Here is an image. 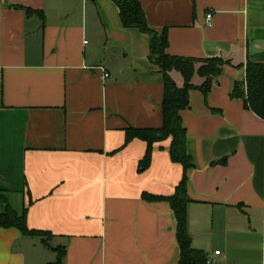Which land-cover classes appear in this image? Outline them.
Instances as JSON below:
<instances>
[{
    "label": "crops",
    "instance_id": "obj_1",
    "mask_svg": "<svg viewBox=\"0 0 264 264\" xmlns=\"http://www.w3.org/2000/svg\"><path fill=\"white\" fill-rule=\"evenodd\" d=\"M137 1L170 55L230 61L206 94L196 63L181 111L194 163L188 232L217 264H264V118L232 96L247 62L264 64V0ZM149 52L150 36L124 27L114 0H0V189L50 234L0 227V264H57L58 247L62 264H178L173 211L144 195L172 196L184 168L170 139L144 170L147 142H127L128 128L163 125Z\"/></svg>",
    "mask_w": 264,
    "mask_h": 264
},
{
    "label": "trees",
    "instance_id": "obj_2",
    "mask_svg": "<svg viewBox=\"0 0 264 264\" xmlns=\"http://www.w3.org/2000/svg\"><path fill=\"white\" fill-rule=\"evenodd\" d=\"M120 9L122 24L126 28H136L140 32L150 36L149 60L156 64L163 77L164 98H163V125L160 128H128L127 142L133 138H140L147 142V151L140 162L139 169L144 170L151 161L154 143L170 139L169 152L174 162L180 163L184 168V176L176 187L172 196H155L145 194L144 198L149 201H166L169 203L176 220V237L180 248V259L178 264H206L207 256L204 251L192 246V238L188 232L187 216V171L193 167L192 156L187 148V129L183 124L181 111L190 106V90L194 88L192 77L196 70V63L202 62L198 73L205 77L200 89L206 94L218 77L223 68L230 61L219 57H211L203 60L196 58H183L170 55L167 52L169 40L167 32H157L152 29L146 20L144 9L137 0H114ZM29 13L35 12L27 8ZM179 71L184 77L183 86H178L172 79L170 72ZM232 96L242 98L245 105L257 115L264 118V64L248 61L246 65L245 81L235 83ZM0 203L6 205V210L0 215V227H17L24 234L31 236L50 235L45 231L31 229L27 225V207L22 213H17L8 203L3 190L0 189ZM44 245H48L43 240ZM58 251L57 264H62L65 255V248H55Z\"/></svg>",
    "mask_w": 264,
    "mask_h": 264
},
{
    "label": "built area",
    "instance_id": "obj_3",
    "mask_svg": "<svg viewBox=\"0 0 264 264\" xmlns=\"http://www.w3.org/2000/svg\"><path fill=\"white\" fill-rule=\"evenodd\" d=\"M207 17H208V21H210V19L212 17V14L209 13ZM109 76H110L109 72L104 71V74H103L102 78L103 79H107ZM220 254H221V252L219 250L215 251V255H220ZM215 263H216V259L215 258H208L207 262H206V264H215Z\"/></svg>",
    "mask_w": 264,
    "mask_h": 264
},
{
    "label": "rangeland",
    "instance_id": "obj_4",
    "mask_svg": "<svg viewBox=\"0 0 264 264\" xmlns=\"http://www.w3.org/2000/svg\"><path fill=\"white\" fill-rule=\"evenodd\" d=\"M217 249H219L220 252H224V247L222 245L218 246ZM216 261H217V259H216ZM215 264H217V262ZM227 264H229V263H227Z\"/></svg>",
    "mask_w": 264,
    "mask_h": 264
}]
</instances>
